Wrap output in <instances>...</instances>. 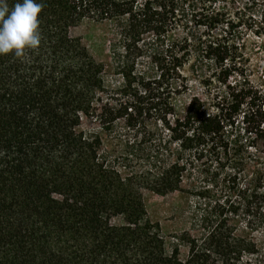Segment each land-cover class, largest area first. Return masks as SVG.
<instances>
[{"label":"trees","instance_id":"obj_1","mask_svg":"<svg viewBox=\"0 0 264 264\" xmlns=\"http://www.w3.org/2000/svg\"><path fill=\"white\" fill-rule=\"evenodd\" d=\"M222 1L37 0L39 48L0 55V264H264V88L242 40L264 36V0ZM84 20L109 25L107 63L71 35ZM185 68L201 95L179 110ZM186 179L203 208L167 242L143 191Z\"/></svg>","mask_w":264,"mask_h":264},{"label":"rangeland","instance_id":"obj_2","mask_svg":"<svg viewBox=\"0 0 264 264\" xmlns=\"http://www.w3.org/2000/svg\"><path fill=\"white\" fill-rule=\"evenodd\" d=\"M245 0H235L231 4L230 0H223L220 5L234 10L244 3ZM218 6V4H216ZM71 35L78 37L89 53L97 60L107 63L109 61V40L111 31L109 25L104 22H93L84 20L77 26L71 28ZM244 51L247 57V74L254 85L264 88V36H257L250 30H244L242 34ZM184 75L188 79L187 92L177 100V107L182 110L188 99L195 95H201V86L197 77L185 68ZM92 124L83 121L79 129H88ZM116 142L109 136H104L103 148H114ZM190 180H184L182 186L184 190L169 192L163 195L156 194L149 190L143 191V201L148 218L159 224L161 233L167 242L171 240V235L188 229L195 221V215L203 208L200 199L193 193ZM186 248L181 246L180 257L186 256Z\"/></svg>","mask_w":264,"mask_h":264},{"label":"clouds","instance_id":"obj_3","mask_svg":"<svg viewBox=\"0 0 264 264\" xmlns=\"http://www.w3.org/2000/svg\"><path fill=\"white\" fill-rule=\"evenodd\" d=\"M43 7L37 0H17L10 8L7 0H0V55L11 53L19 58L26 49L39 48Z\"/></svg>","mask_w":264,"mask_h":264}]
</instances>
